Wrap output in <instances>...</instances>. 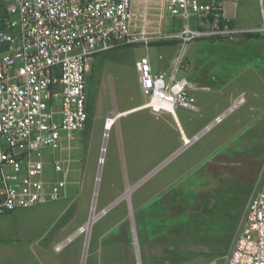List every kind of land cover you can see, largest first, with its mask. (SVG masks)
Returning <instances> with one entry per match:
<instances>
[{
    "label": "rangeland",
    "instance_id": "374dc122",
    "mask_svg": "<svg viewBox=\"0 0 264 264\" xmlns=\"http://www.w3.org/2000/svg\"><path fill=\"white\" fill-rule=\"evenodd\" d=\"M5 8L0 0V15ZM163 42L173 43H150L158 71L179 52ZM218 42L207 83L193 92L200 111L178 115L185 139L225 117L188 147L173 115L147 109L106 133L107 119L146 103L136 69L144 45L89 60V122L62 155L68 189L60 201L0 214V264H227L264 176V41ZM45 178H56L50 164ZM94 208L98 220L83 229Z\"/></svg>",
    "mask_w": 264,
    "mask_h": 264
},
{
    "label": "built area",
    "instance_id": "2783aa9c",
    "mask_svg": "<svg viewBox=\"0 0 264 264\" xmlns=\"http://www.w3.org/2000/svg\"><path fill=\"white\" fill-rule=\"evenodd\" d=\"M4 0L0 15V214L60 201L68 189L66 160L76 135L87 128L89 60L108 51L144 45L136 63L143 107L155 115L200 111L182 53L197 41H264L261 24L241 28L225 19L219 1L164 0L165 15L185 21L180 31H151L150 0ZM198 20L192 28L188 21ZM161 27V26H160ZM170 39L180 53L168 71L155 70L150 43ZM219 116L199 135L222 122ZM111 118V117H110ZM109 118V119H110ZM107 119V122L108 120ZM106 122V123H107ZM50 164L55 180H46ZM71 241V240H69ZM227 264H264V176L251 199Z\"/></svg>",
    "mask_w": 264,
    "mask_h": 264
},
{
    "label": "crops",
    "instance_id": "0c3cea01",
    "mask_svg": "<svg viewBox=\"0 0 264 264\" xmlns=\"http://www.w3.org/2000/svg\"><path fill=\"white\" fill-rule=\"evenodd\" d=\"M201 1L205 3L211 1H219L222 5L223 15L225 19L232 21V23L238 27L251 28L261 24L262 15L258 0H201ZM144 3H145L144 0H135V7L139 12L143 10ZM150 4H151V10H150L151 29L153 28L157 30L161 28L166 32L168 31L169 33H172L176 31H180L185 25V21H183L182 19L171 18L170 16L165 15L164 10L162 9L164 0H150ZM194 19L195 21H193V24L190 25L192 28L198 27V20L196 18ZM152 24L154 26H152ZM218 41L204 40V41L193 42L190 45H188L186 49L182 52L185 55L188 64L190 66L188 73L190 74V78H189L191 83L190 93L192 96H194L193 94L194 91L199 90L198 86H204L207 83L208 75L206 74V70L209 62V51L211 49H214L215 47H218L217 45L219 44ZM175 45L178 46L177 44ZM180 52L181 51L179 49L178 54ZM174 58L171 60L168 67L162 71H168L170 69L171 65L173 64ZM139 107L140 106H137L134 109H131L126 112H122L121 114L128 113L129 115L131 112L139 110L138 109ZM179 110L187 111L184 109H178L176 114L173 116V118L177 122V125L179 126L181 132H183V134L187 136L180 122V118L178 115ZM219 116L220 115L214 117V119L211 122H209L207 125L214 122L215 119ZM207 125H205V127Z\"/></svg>",
    "mask_w": 264,
    "mask_h": 264
},
{
    "label": "bare ground",
    "instance_id": "6f19581e",
    "mask_svg": "<svg viewBox=\"0 0 264 264\" xmlns=\"http://www.w3.org/2000/svg\"><path fill=\"white\" fill-rule=\"evenodd\" d=\"M244 102V100H240L239 101V104L241 105L242 103ZM139 110H144L145 108L143 107V105H140V107L138 108ZM128 113H123V114H119L118 116H113V117H111L109 120H108V122L106 123V127H105V130H106V133H110L111 131H112V129L115 127V125H116V123L118 122V120L121 118V116H125V115H127ZM182 134H183V132H182ZM107 137H108V134H107ZM187 141V142H190V138L189 139H185V136H184V134H183V141ZM193 143H191L190 145H192ZM190 145H188V146H190ZM103 151L105 152V148L103 149ZM103 157L101 158V162H102V164H103ZM134 189L135 188H132L131 189V193L134 191ZM128 192V191H127ZM130 193V194H131ZM123 196H125L124 198H126V196H127V193H126V195H123ZM98 220V216H97V212L95 211V208L92 210V215H91V218H90V220L88 221V224L87 225H85L84 226V228L83 229H86V230H90L91 229V227L93 226V224L96 222ZM83 229L81 230V231H83ZM80 231V232H81ZM79 232V233H80ZM77 236V235H76ZM72 242V241H71ZM66 246V245H65ZM85 257H86V255H85Z\"/></svg>",
    "mask_w": 264,
    "mask_h": 264
},
{
    "label": "trees",
    "instance_id": "16d2710c",
    "mask_svg": "<svg viewBox=\"0 0 264 264\" xmlns=\"http://www.w3.org/2000/svg\"><path fill=\"white\" fill-rule=\"evenodd\" d=\"M247 39H249V40H252L251 38H247ZM176 44V42H174L173 41V43H158V45L157 46H165V45H175ZM88 112H89V107H88ZM88 122H89V120H88ZM88 125V124H87ZM238 196H236V198H237ZM235 198V197H234Z\"/></svg>",
    "mask_w": 264,
    "mask_h": 264
},
{
    "label": "water",
    "instance_id": "95a60500",
    "mask_svg": "<svg viewBox=\"0 0 264 264\" xmlns=\"http://www.w3.org/2000/svg\"><path fill=\"white\" fill-rule=\"evenodd\" d=\"M103 159H104V157H103ZM100 174H101V169H100ZM96 195H97V190L95 193V197H96ZM119 201H120V199L118 201H116L112 206H110L109 209L112 208L114 205H116ZM136 246L138 247V244H136Z\"/></svg>",
    "mask_w": 264,
    "mask_h": 264
}]
</instances>
